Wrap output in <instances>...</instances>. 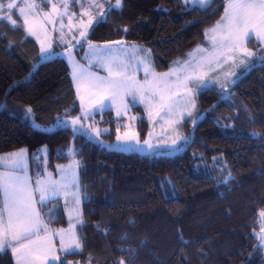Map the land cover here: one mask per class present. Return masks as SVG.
I'll return each instance as SVG.
<instances>
[{
  "label": "trees",
  "instance_id": "1",
  "mask_svg": "<svg viewBox=\"0 0 264 264\" xmlns=\"http://www.w3.org/2000/svg\"><path fill=\"white\" fill-rule=\"evenodd\" d=\"M102 2L104 19L92 25L88 38L145 44L155 70L162 71L174 57L204 41L205 30L220 17L226 1L214 0L207 11H190L192 5L183 0H122L111 11L116 0ZM13 16H19L17 11ZM39 58V45L21 18L16 27L0 19V152L26 147L30 166L42 174L41 145L48 146L52 171L68 158L69 142L76 148L83 198V222L76 230L82 247L66 253L67 259L90 264H264L257 236L264 230V63L232 83L226 96L211 86L198 91L196 104L203 116L185 150L160 155L108 149L70 128L35 127L32 121L52 125L80 110L66 60ZM91 119L112 125L105 137H114L111 109ZM139 124L142 131L147 123L143 118ZM253 132L260 135L253 138ZM47 208L42 210L51 227L66 224L60 207L51 218ZM0 264H15L10 249L0 254Z\"/></svg>",
  "mask_w": 264,
  "mask_h": 264
},
{
  "label": "snow or ice",
  "instance_id": "2",
  "mask_svg": "<svg viewBox=\"0 0 264 264\" xmlns=\"http://www.w3.org/2000/svg\"><path fill=\"white\" fill-rule=\"evenodd\" d=\"M72 2H76V0H72ZM213 2L214 0H185L186 4L192 5L190 11H207V8ZM49 3H51V0H40V4ZM39 6L34 3H26L25 6L19 7V16L14 18L13 14L9 12L6 18L13 27H16L17 19L23 17L27 32L39 39L32 24L29 23L28 14L26 13V9L31 10ZM121 6L122 0H116L115 5L109 6V11L119 9ZM88 7L102 8L103 5L89 4ZM14 8H17L15 2L7 4V9L12 10ZM51 8L53 13L57 12L55 3L51 4ZM63 8L65 11L58 13L61 21L67 14V4H64ZM3 12L4 5L0 2V19L5 18ZM73 15L75 14L73 13ZM81 15H88V13L82 12ZM103 19L104 16L102 15L95 20V23L99 24ZM48 22L51 23L52 21L49 20ZM92 23L93 20L90 18L87 26L90 27ZM79 35L81 38L86 39L87 34L85 31H80ZM205 36L210 42L211 51L201 48L196 49L195 51L200 54L198 58L189 53V59L175 62L177 67L162 76L156 75L147 55H137L140 49L135 45L125 46L121 42H117L121 46L118 50L124 53V56L120 57L114 54L117 49L107 46H95L89 42V51L85 58L89 60L90 64L93 62L98 64L108 75L101 77L85 69L74 61L71 53H69L68 58L72 64V77L77 84L88 81L101 93L107 92L110 104H114L121 93L131 95L134 101L139 95L141 102H145V93L147 92L146 107L155 106L157 109L156 115L163 112L165 116H171L178 104L175 97L179 96L181 91L191 92V89L188 88L189 82L199 83L203 87V82L207 77V72L204 71L205 68L210 69L213 64L219 65L222 60L224 63L232 61L233 64L239 60L241 64H246V67L240 73V77H242L256 67V61L252 59L256 56V53L249 51L245 47V43L250 41L253 36L264 41V0H226L224 15L213 28L205 33ZM79 43L80 41H77V44ZM50 47L49 45V48H45L43 41H41V54L45 60L55 55L49 51ZM259 59L264 62V57ZM133 63L137 68H133ZM139 66L143 67L145 73L143 84L134 77V72L138 70ZM130 72L133 74L130 75ZM149 76L152 77L151 80H149ZM173 77L174 80H172ZM240 77H237V79ZM221 88H224V84H221ZM103 106L108 107V105ZM125 108H127V104H125ZM149 115H152L151 111H149ZM188 115H191V113H188ZM117 116H120L119 111H117ZM82 118H87V115L77 116L70 121L58 120L56 127L60 129L70 128L74 135L82 133V128L77 127ZM97 135H99V131H97ZM251 135L256 138L260 134L253 132ZM186 139L180 138V143L173 140L169 146L170 149L180 151L184 147ZM131 140L132 137L126 133L125 139L120 143L122 138L117 135L118 143L107 147L115 150H128L131 148ZM137 143L139 142L137 141ZM144 144L149 148L152 147L147 140L144 141ZM72 155L74 156L75 153H72ZM23 157V151L9 156L7 160L11 161L10 164L5 163V158L0 157V168L8 167L11 169L8 173H0V254L11 249L13 256L17 257V264H35L36 260L40 259L38 249L42 247L40 233L41 231L45 233L48 231L37 205L41 208L46 207L47 202L59 197L61 194L66 198L71 195L75 202L79 204L82 197L75 173V168L79 165L73 159L69 165L58 168V171L61 172L59 180L53 179L51 174H48L44 180L37 179L33 188L27 175L15 174L26 171ZM224 183H228V180H225ZM72 189H75V191H72ZM36 194H38V198ZM48 215L51 218L52 213L50 212ZM260 215L264 218V212H261ZM33 237L36 239H33ZM70 238L75 247L79 248L80 244L74 232L71 233ZM61 239L63 240V238ZM261 239L264 241V237H261ZM51 259L55 261L59 260V257L53 256ZM44 260L47 264L48 257L44 256Z\"/></svg>",
  "mask_w": 264,
  "mask_h": 264
},
{
  "label": "rangeland",
  "instance_id": "3",
  "mask_svg": "<svg viewBox=\"0 0 264 264\" xmlns=\"http://www.w3.org/2000/svg\"><path fill=\"white\" fill-rule=\"evenodd\" d=\"M0 2H2L4 5L3 15L6 20H7L6 17L9 14V12L13 14L14 11H17V13L19 14L18 11L19 7L25 6L26 3H34L40 5L39 7L31 10L26 9L29 23L32 24L34 30L37 32L39 39H37V36L31 35L27 32V27L24 25V19L23 17H20L21 21H23L24 29L26 30V32L30 36H32L35 39L36 43H38L39 45V54H40L39 61L45 60L42 58V54H41V41H43L44 47L49 48L50 45L51 47L49 51L55 54L50 56L49 58L63 57L66 60L67 64H69L70 75L72 78L73 86L75 87L76 98L78 100V105L80 110L74 115L70 114V115H63V117H59L56 120V122H54L52 125H42L33 121L32 124L35 127L39 128L40 130L43 129L50 131L54 128H57L56 125L58 120L70 121L72 118H75L77 116H83L84 114H86L87 118H82L80 124L77 125V127H81L82 133L85 136L87 135L94 142H99L101 145L108 148L107 147L108 145H116L118 143L117 135L121 136L122 138V141L120 143H122L123 140L125 139L126 133L130 137H132L130 149L117 150V151H123L127 153L137 152L139 154H160V155H165V154L172 155L184 151L185 150L184 148L187 146V140L191 136L196 123L203 116V112L198 110L196 104L198 91L207 88V86H211L221 91L223 96H226L228 93L227 90L230 87V85L233 83V81L236 82L237 80H239L237 79V77H240V73L246 67V64H241L239 60H237L235 64H233L232 61H228L227 63H224L222 60L219 65L213 64L210 69L205 68L204 71L207 72V77L203 82V87H201L199 83L189 82L188 88L191 89V92L187 93L181 91L180 95L175 97V99L178 101V104L174 110V113L171 116H165L163 112H161L160 115H156L157 109L155 108V106L146 107L147 98H148L147 92L145 93V102H141L139 95H137L136 100L134 101L131 95H124L123 93H121L120 96L116 98V102L114 104H110L109 94L107 92L101 93L99 89L94 88L91 85V83L88 81H82L79 84L74 82L72 77V64L70 63L68 58L69 53H71L72 59L78 62L80 65H82L85 69H88L93 73H96V75L98 76L104 77L107 76L108 73L95 62L90 64L89 60L85 58L86 54L89 51V42H91V44L95 46H100V47L107 46L113 49H117V51L114 54L120 57H123L124 53L118 50L121 46L118 45L117 42H121L122 45L125 46L135 45L137 46L138 49H140L137 55L139 56L147 55L148 59L150 60L152 69L154 70L156 75L162 76L163 74L168 73L173 68L177 67L175 62L189 59V53H192L194 57L198 58L200 54L195 51L196 49L201 48V49H208L209 51H211V45L209 40L204 35L205 38L203 42L194 45L192 49L188 50L183 55L174 57L172 59V63L170 64V66L165 70L157 71L154 68L152 51L145 44L136 41H128V40L126 41L124 39H115L112 41L98 42L94 40L91 41L88 38V34L90 31L89 29L95 23V20L99 19V17L102 16L104 13V7L90 8L88 7V5L89 4L103 5L102 0H76V2H72V0H51V3L49 4H40V0H0ZM13 2L17 4V8H14L12 10L7 9V4ZM52 3H55L57 5L56 13L52 12V8H51ZM64 4H67V14L63 17V20L61 21L58 17V13L65 11V9L63 8ZM224 9H225V5L222 14L216 20L213 26H215L217 22L220 21L221 17L224 15ZM82 12H87L88 15L82 16L81 15ZM73 13L75 15H73ZM90 18H92L93 23L89 27L87 25ZM49 20H51L52 22L49 23L48 22ZM213 26L208 27L205 30V33L209 29L213 28ZM80 31L86 32L87 34L86 39L80 37L79 35ZM77 41H80V43L77 44ZM256 42L259 43L260 45L259 47H255ZM245 47L249 51L256 53V56L252 58L256 61V65H263L264 62H261L259 58L264 57V49L262 51L259 50L264 48V41L258 40V38L253 36V38L250 41H246ZM49 58L47 60H49ZM133 68H137L135 63H133ZM132 74L133 73L130 72V75ZM134 77L141 84L144 83L145 73L143 71L142 66H139L138 70L134 72ZM151 79L152 77L149 76V80ZM174 79L175 78L173 77L172 80ZM221 84H224L223 89L221 88ZM125 104H127V108H125ZM103 105H108V107H104ZM28 108L30 109L29 106ZM107 109L112 110V116L115 118L113 124V130L115 132L114 137L109 140L105 137V135L112 131L111 130L112 125H110L109 123H100L97 120L93 121V119H91L93 116H95L97 112L102 113ZM117 111L120 112V116H117ZM149 111L152 112L151 116L149 115ZM188 113H191V115H188ZM143 118L146 120L147 124L141 131V129H139V125H140L139 123H141ZM97 131H99V135H97ZM180 138H187L184 141V147L178 152L172 151L169 146L172 144L173 140H176L178 143H180L181 142ZM146 140L148 141L149 144L152 145L151 148H149L147 145L144 144V141ZM137 141L139 143H137ZM69 143L70 144L65 149L66 154H68V158L64 162L56 164L55 165L56 168L54 169V171L50 170L49 167L47 166V158L42 159L41 166L45 170L44 173L42 174L35 173L36 171H34L30 166V156H28L29 152L27 148L24 146L19 149L0 152V157L5 158V163L10 164L11 161L7 160V158L13 154H17L23 151L24 153L23 161L25 164L26 171L15 174L27 175L30 178L31 186L34 188L35 181L37 179H41V180L46 179L48 174H51V177L53 179L59 180L61 177V172L58 171V168L61 166L69 165L73 159L79 163L77 155L76 154L74 156L72 155V153H76V148H74V144L72 142ZM41 146H47V145L43 144ZM42 168H39L37 172H41ZM10 171L11 169L8 167L0 168V173H8ZM75 173H76V179L78 181L79 189L81 190L79 166L75 168ZM72 191H75V189H72ZM80 195L82 197L81 191H80ZM36 196L38 198V194H36ZM55 199L57 200V202ZM50 202L52 204L46 210L47 215L51 212L52 213L51 217H56L55 209L60 207L65 214L66 224L51 228L49 225H47L46 222H44L47 225L48 231L47 233L43 231H41L40 233V242L42 244V247L38 249L40 259L36 260L35 264H45L46 262L44 260V256L48 257V261H54L51 260L52 258L51 255L52 252L54 253V250L57 249L61 251V255H62L59 258L61 260L63 259L64 261H67V264H90L78 260H73L70 258L67 259L65 257V254L68 252H72V251L80 252L82 247V243H80L76 228L77 225H79V223L83 222L82 221L83 211L81 210L83 198L81 199V202L77 204L75 200L71 197V195H69L66 198L63 194H61L59 197L54 198ZM261 212H264V210H262ZM40 216L42 218L41 212H40ZM263 221L264 218H262L260 215V222L262 223ZM70 222H71V229H70ZM73 232L75 233L76 239H78L79 241L80 244L79 248L75 247V245L72 243V240L70 238L71 233ZM257 236L260 237V241H259L260 245L264 247V241H262L261 239V237H264V230H262L261 233L258 234ZM61 238H63V240ZM33 239L36 238L33 237ZM54 240H56V243ZM62 244H63V248H62ZM13 258L15 260V264H17V257L13 256Z\"/></svg>",
  "mask_w": 264,
  "mask_h": 264
},
{
  "label": "crops",
  "instance_id": "4",
  "mask_svg": "<svg viewBox=\"0 0 264 264\" xmlns=\"http://www.w3.org/2000/svg\"><path fill=\"white\" fill-rule=\"evenodd\" d=\"M19 148H21V147H19ZM39 154L42 156V159H45V158H47L48 157V146H41V148L39 149ZM28 156H29V153H28ZM45 171V170H44ZM34 180V179H33ZM56 200V199H55ZM56 202H57V200H56ZM52 203L49 201V202H47V206L46 207H49L50 205H51ZM37 207H38V209H39V211L41 212V215H42V218H43V220H44V222H46V217H45V211H43L42 209L44 208V207H40L39 205H37ZM47 223V225H49L50 226V224H48V222H46ZM51 227V226H50ZM51 228H53V227H51ZM55 241V243H56V240H54ZM55 243H54V245H55ZM50 248V247H49ZM11 250V249H10ZM12 253V252H11ZM52 257L53 256H58V257H61L62 255H61V251L59 250V249H57V250H54V253L52 252V255H51ZM12 257H13V254H12ZM52 260V259H51ZM63 260V259H62ZM59 261H61V259L59 258V260L58 261H47V264H54V263H57V262H59ZM14 262H15V260H14ZM46 264V263H45Z\"/></svg>",
  "mask_w": 264,
  "mask_h": 264
}]
</instances>
